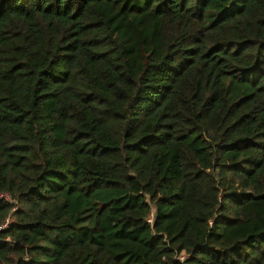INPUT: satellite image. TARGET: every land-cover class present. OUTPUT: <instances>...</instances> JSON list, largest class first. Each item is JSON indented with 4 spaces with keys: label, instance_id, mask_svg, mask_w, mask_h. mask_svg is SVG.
<instances>
[{
    "label": "trees",
    "instance_id": "16d2710c",
    "mask_svg": "<svg viewBox=\"0 0 264 264\" xmlns=\"http://www.w3.org/2000/svg\"><path fill=\"white\" fill-rule=\"evenodd\" d=\"M7 218L0 264H264V0H0Z\"/></svg>",
    "mask_w": 264,
    "mask_h": 264
},
{
    "label": "built area",
    "instance_id": "2783aa9c",
    "mask_svg": "<svg viewBox=\"0 0 264 264\" xmlns=\"http://www.w3.org/2000/svg\"><path fill=\"white\" fill-rule=\"evenodd\" d=\"M1 198H2V199H5L6 201L11 202V199H10V197H9L7 194H3V195H1ZM12 223H13V220H12L11 218H7L6 221H5V223H4L3 225L0 226V232L6 230V229H7ZM179 259H180V261H181L182 263H185L186 260L189 259V257L187 256L186 253H182V255L180 256Z\"/></svg>",
    "mask_w": 264,
    "mask_h": 264
}]
</instances>
